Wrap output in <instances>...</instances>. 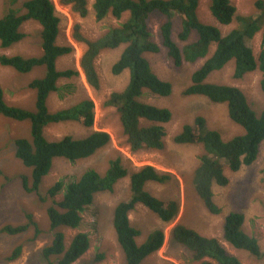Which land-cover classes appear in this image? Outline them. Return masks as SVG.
Masks as SVG:
<instances>
[{
    "label": "trees",
    "instance_id": "16d2710c",
    "mask_svg": "<svg viewBox=\"0 0 264 264\" xmlns=\"http://www.w3.org/2000/svg\"><path fill=\"white\" fill-rule=\"evenodd\" d=\"M199 1L94 0L92 10L96 21L108 16L119 20L124 13H128V17L96 39L85 38L79 31L80 26L75 24L72 38L85 45L79 66L86 83L93 89L100 86L94 65L98 54L102 50L124 45L111 66V73L118 75L128 70V81L123 90L110 93L104 106L116 108L122 133L132 152L141 149L162 150L166 135L163 125L172 115L167 108L141 100L145 91L161 97L172 93L171 83L160 79L143 55L146 52H159V45L151 40L148 27L151 16L158 13L164 18L159 26L161 45L176 65H180L183 59L196 62L206 57L211 46H214L212 53L191 73L190 84L182 91V95H201L213 103L226 104L229 119L240 125L243 133L223 141L217 130L207 127L204 117L197 116L191 124H184L172 140L176 144L202 147L203 152L199 155L198 165L192 174V184L207 211L219 214L221 209L213 201L212 184H228V178L224 174L225 166L230 171L237 172L242 166H249L256 160L259 146L264 141V107L258 112L247 102L237 86L210 82L207 78L232 61V76L235 79L255 70L260 71L259 84L264 94V47L255 56L247 45V40L260 30L264 43V0L255 1L256 16L237 15L231 0H210L211 15L218 23L229 25L236 21V26L224 35L218 27L199 19ZM59 2L69 6L80 17H85L89 12L87 0ZM6 3L7 7L0 16L1 49H8L25 37L20 30L25 22L34 21L40 25V55H0V65L18 73H30L37 67L44 69L42 76L32 79L27 85L35 92L34 109L9 105L0 84V116L15 122H29L30 138H16L14 146L15 157L30 171L28 177H20L23 190L35 193L42 202L51 199V204L46 209L51 239L41 248V256L48 264H54L49 261L52 255L60 256L56 264H72L80 258L90 246L87 233L76 232L66 245L62 229L78 228L82 213L92 203L94 195L99 192H112L114 185L128 176L130 196L114 207L112 224L125 264H143L142 261L147 256L160 249L164 233L163 230H154L143 243L138 244L135 238L140 231L131 225L129 213L136 205H142L163 223L172 222L179 212V202L175 199L157 198L145 188L148 182L167 183L172 176L158 173L151 165H143L135 171L129 170L117 156L109 160L108 167L102 173L88 168L76 179L68 182L55 181L47 188L45 195L39 193L43 178L49 173L55 159H86L108 145L110 135L105 131H93L80 138L65 135L52 141L45 137V128L52 124L75 122L90 128L94 122V103L90 99H83L65 108L49 110L47 99L52 92L60 91L57 84L59 79L78 74L74 69L59 70L56 67L57 60L69 54L72 48L56 43L60 19L51 0H24L20 6L18 0H6ZM175 15L180 18L177 36L184 42L181 47L172 38V19ZM191 35L194 38L189 41ZM262 172L264 174V167ZM59 194L60 198L55 199ZM25 217L26 222L22 224L2 226L0 233L17 235L32 227L33 237L28 241L35 240L40 234L38 224L31 213H26ZM243 223L242 213L229 212L224 219L222 238L233 248L260 257L262 252L258 240L243 230ZM170 237L191 251L192 260L198 264H244L236 255L227 252L217 238L203 236L182 224L174 225ZM22 248V243L17 244L2 260L5 263L17 260ZM100 259L102 256L97 255L96 261Z\"/></svg>",
    "mask_w": 264,
    "mask_h": 264
},
{
    "label": "rangeland",
    "instance_id": "374dc122",
    "mask_svg": "<svg viewBox=\"0 0 264 264\" xmlns=\"http://www.w3.org/2000/svg\"><path fill=\"white\" fill-rule=\"evenodd\" d=\"M22 1L24 0H18L19 6ZM51 1L54 4L55 13L60 19L56 43L69 45L72 48L69 54L57 60L56 67L59 70L74 69L78 71V74L70 78L59 79L57 84L60 91L52 92L49 95L48 108L50 111H55L80 100L90 99L94 103V122L90 128L82 127L75 122L52 124L45 128L44 135L48 140L53 141L59 140L65 135L80 138L93 131H105L110 135V142L86 159L76 161H68L63 158L55 159L49 173L43 178L39 193L45 195L47 188L55 181L68 182L71 179H76L88 168L102 173L108 167L109 160L117 156L129 170L135 171L143 165H151L160 173L170 174L172 178L164 184L148 182L147 191L163 200H177L182 207V215H178V219L175 218L169 224L160 221L154 213L142 205L130 213L131 225L140 231L136 238L138 244L143 243L149 233L154 230H163L166 236L160 249L147 256L142 261L143 264H198L192 260L191 251L173 241L169 236L168 230H171L176 224H182L198 233H203L202 235L217 238L229 253L236 255L244 264H264V174L262 172L264 141L260 144L257 158L251 165L242 166L237 172H232L225 166L224 174L228 178V184L226 186L212 184L213 201L221 211L219 214H211L196 194L192 184V174L198 165V157L203 152L202 147L176 144L172 140L184 124H191L197 116L204 117L207 127L217 130L223 141H228L243 133V128L229 119L226 104L213 103L201 95H182V91L190 84L191 73L212 53L214 46H211L206 57L198 59L196 62L183 59L180 65H176L161 45L159 26L164 18L158 13L151 16L148 27L151 32V40L159 45V52H146L144 56L158 77L171 83L172 93L169 96L161 97L145 91L141 100L157 107L167 108L172 115L170 120L163 125L166 135L163 138L164 147L162 150L141 149L132 152L122 133L116 108L104 106L110 93L123 90L128 81V70H124L118 75L111 73V66L117 60L124 45L115 49L102 50L98 54L94 65L99 76L100 86L98 89H93L86 83L79 66L85 45L72 38L75 24L80 26L79 31L85 38L96 39L109 28L117 27L128 17V13H124L119 20L108 16L96 21L92 10L94 0H87L89 12L85 17H80L71 11L69 6L60 4L59 0ZM231 1L236 7L237 15H257L256 0ZM209 5L210 0L199 1L197 14L202 22L218 27L222 35L236 26V21L229 25L218 23L211 15ZM6 7V0H0V16ZM172 20V38L181 47L184 42L177 36L180 18L175 15ZM20 30L25 34V37L8 49L0 48V55L2 53L25 56L40 55L41 47L38 34L40 25L34 21H27ZM193 38L194 36L191 35L189 41ZM247 45L257 56L261 47H264L262 30L247 40ZM232 72L233 62L230 61L222 69L210 74L207 80L237 86L252 108L259 112L264 107V94L259 84L260 71L246 73L238 79L232 76ZM43 73L42 67H37L30 73H18L9 67L0 65V84L4 91L5 101L9 105L33 110L35 92L30 90L27 85L32 79L42 76ZM16 138H30L29 122H15L0 116V228L6 224L12 226L22 224L26 222V213H31L38 224L40 234L35 240L28 241L33 237L32 227L17 235L9 236L0 233V264H48L41 256L40 250L51 239L49 220L46 215V209L51 204V199L42 202L35 193H27L23 190L20 177L23 175L28 177L30 171L15 157L14 139ZM60 196L61 194L57 195L55 199L58 200ZM129 196V178L126 176L114 185L112 192H99L94 195L92 203L82 213V220L78 228L74 230L62 229L66 245L78 231L87 233L90 240L89 249L72 264H125L124 255L116 241L112 218L114 207L118 203L126 201ZM229 212L243 214V230L257 238L262 252L260 257L237 250L223 240L222 227ZM19 243L23 245L20 257L13 262L5 263L2 258ZM97 255H101L102 259L96 261ZM59 258L60 256L52 255L49 261L56 264Z\"/></svg>",
    "mask_w": 264,
    "mask_h": 264
},
{
    "label": "crops",
    "instance_id": "0c3cea01",
    "mask_svg": "<svg viewBox=\"0 0 264 264\" xmlns=\"http://www.w3.org/2000/svg\"><path fill=\"white\" fill-rule=\"evenodd\" d=\"M154 169H155V168H154ZM155 170H156V169H155ZM156 171H157V170H156ZM157 172L160 173L159 171H157ZM167 174H168V173H167ZM147 184H148V183H147ZM147 184H146V185H147ZM146 185H145V188H146ZM139 206H140V205H136L135 208H136V207H139ZM135 208H134V209H135ZM131 212H132V211H131ZM131 212H130V213H131ZM130 213H129V220H130V222H131ZM180 214L182 215V207H181V206L179 207V212H178L177 217H176L177 219H178V217H179L178 215H180ZM81 220H82V219H81ZM169 224H170V223H169ZM172 227H173V226H172ZM168 231H169V236H170V231H171V230H168ZM199 234L202 235L203 233H199ZM203 236L211 237V236H207V235H203ZM164 238H166L165 235H164ZM227 252H228V251H227ZM230 254H232V253H230Z\"/></svg>",
    "mask_w": 264,
    "mask_h": 264
},
{
    "label": "bare ground",
    "instance_id": "6f19581e",
    "mask_svg": "<svg viewBox=\"0 0 264 264\" xmlns=\"http://www.w3.org/2000/svg\"><path fill=\"white\" fill-rule=\"evenodd\" d=\"M214 26V25H213ZM3 54V53H2ZM7 55V54H6ZM144 55V54H143ZM147 59V58H146ZM165 77V76H164ZM162 169V168H161ZM213 183V182H212ZM137 237V236H136ZM136 239V238H135ZM222 244V243H221Z\"/></svg>",
    "mask_w": 264,
    "mask_h": 264
}]
</instances>
